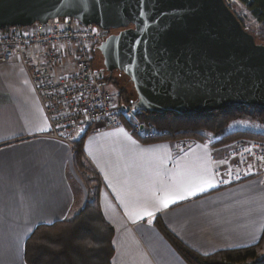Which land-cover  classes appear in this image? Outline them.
<instances>
[{"label": "crops", "instance_id": "0c3cea01", "mask_svg": "<svg viewBox=\"0 0 264 264\" xmlns=\"http://www.w3.org/2000/svg\"><path fill=\"white\" fill-rule=\"evenodd\" d=\"M94 125L82 151L102 182L99 205L114 229L111 264H188L154 223L156 217L202 255L259 240L264 172L223 185L216 168L234 158L213 145L214 139L143 142L126 127ZM48 132L25 65L17 58L0 61V264H26L25 242L34 228L71 218L85 204L71 146ZM200 186L205 190L195 195L184 192ZM181 192L183 199L177 197ZM168 198L175 202L164 207L161 201Z\"/></svg>", "mask_w": 264, "mask_h": 264}, {"label": "water", "instance_id": "95a60500", "mask_svg": "<svg viewBox=\"0 0 264 264\" xmlns=\"http://www.w3.org/2000/svg\"><path fill=\"white\" fill-rule=\"evenodd\" d=\"M70 18L118 30L97 50L126 75L144 112L264 110V43L225 0H0V30Z\"/></svg>", "mask_w": 264, "mask_h": 264}, {"label": "built area", "instance_id": "2783aa9c", "mask_svg": "<svg viewBox=\"0 0 264 264\" xmlns=\"http://www.w3.org/2000/svg\"><path fill=\"white\" fill-rule=\"evenodd\" d=\"M108 35L109 30L70 18L0 30V61L17 58L25 65L49 122L48 135L71 147L96 122H101L102 129L125 127L127 122L133 134H153L151 125L130 122L131 118L137 120L142 110L135 99L118 102L105 89V69L94 65L97 45ZM228 154L234 160L216 168L221 184L237 183L264 172V142L237 139Z\"/></svg>", "mask_w": 264, "mask_h": 264}, {"label": "trees", "instance_id": "16d2710c", "mask_svg": "<svg viewBox=\"0 0 264 264\" xmlns=\"http://www.w3.org/2000/svg\"><path fill=\"white\" fill-rule=\"evenodd\" d=\"M239 1L258 22L259 32L264 33V0ZM238 19L240 20L239 17ZM121 81L124 85H121ZM105 83H114L118 87V102L129 103L136 97L133 90L126 86V80L106 73ZM136 118L144 125H151L153 129V134H134L143 142L187 137L204 141L207 140L205 134L208 133L219 137L212 143L215 146L241 138L264 142V110L256 106L241 105L191 115L141 111ZM235 119L256 122L260 129L226 133L228 125ZM125 127L129 130L130 124L126 122ZM84 136L76 139L75 145L71 147V153L74 168L86 191L85 204L71 218L51 224H40L34 228L25 242L26 264H111L114 255L112 244L114 229L104 218L99 205L101 179L84 163L82 151ZM154 223L188 264H264V253L261 254L264 247V230L255 244L202 255L172 235L158 217Z\"/></svg>", "mask_w": 264, "mask_h": 264}, {"label": "rangeland", "instance_id": "374dc122", "mask_svg": "<svg viewBox=\"0 0 264 264\" xmlns=\"http://www.w3.org/2000/svg\"><path fill=\"white\" fill-rule=\"evenodd\" d=\"M225 2L227 3V5L234 11V13L237 15V17L240 18V20L242 21V24H244V26L247 28L248 31L252 32L255 35V39L257 42H261L264 43V33L259 32V24L255 23L252 20L251 15L249 14V12L244 8V6L242 5V3L239 0H225ZM94 65L97 68H104L103 64H102V58L100 56V53H97V55L94 58ZM115 71L112 76L117 75L115 77H119L122 80H126V86L129 89H133V85L131 84L129 78L122 74L121 76L119 74H117ZM107 73V72H105ZM121 85H124V83H122V81L120 82ZM107 86V91H112L110 92L114 98L117 100L119 97V90L118 87L114 84V83H108L106 84ZM135 93V92H134ZM131 123H136L138 120H136L135 118H131L130 119ZM139 122V121H138ZM245 129H250V130H258L260 129L259 125L256 122H251L247 119H235L233 121L230 122V124L228 125L227 129H226V133H230L233 131H237V130H245ZM205 136L207 138H209L210 140L216 141L219 137H215L211 134H205ZM232 142L226 143V144H222L220 145V147L223 148V153H227L231 147H232ZM85 163V162H84ZM86 165V163H85ZM87 168L91 169V166L86 165ZM93 170V169H92ZM94 171V170H93ZM264 253V247L261 251V254Z\"/></svg>", "mask_w": 264, "mask_h": 264}, {"label": "snow or ice", "instance_id": "6c2138e0", "mask_svg": "<svg viewBox=\"0 0 264 264\" xmlns=\"http://www.w3.org/2000/svg\"><path fill=\"white\" fill-rule=\"evenodd\" d=\"M204 183H206L208 187H212V186H213V185H212L210 182H208V181H205ZM204 190H205V188H204L203 186H200V187H198V188H196V189L185 188V189H184V192H186L188 195H195V194H196V191H204ZM177 197H178L179 199H183V198H185L183 192L178 193V194H177ZM174 202H175V198H168V199H165V200L161 201V203H163V206H164V207H168L169 203H174ZM145 214L148 215V216H152V215H153V213L150 212V211L145 212Z\"/></svg>", "mask_w": 264, "mask_h": 264}, {"label": "flooded vegetation", "instance_id": "af4514ba", "mask_svg": "<svg viewBox=\"0 0 264 264\" xmlns=\"http://www.w3.org/2000/svg\"><path fill=\"white\" fill-rule=\"evenodd\" d=\"M118 30H109V34L110 33H116ZM117 74H119L120 76L122 75L121 73L119 72H116ZM114 76H117V75H114Z\"/></svg>", "mask_w": 264, "mask_h": 264}]
</instances>
